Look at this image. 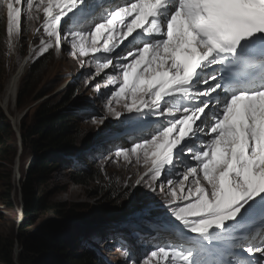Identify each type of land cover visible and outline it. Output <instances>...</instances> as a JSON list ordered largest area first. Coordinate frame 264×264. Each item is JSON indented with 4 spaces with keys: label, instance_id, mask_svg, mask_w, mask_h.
<instances>
[{
    "label": "snow or ice",
    "instance_id": "6c2138e0",
    "mask_svg": "<svg viewBox=\"0 0 264 264\" xmlns=\"http://www.w3.org/2000/svg\"><path fill=\"white\" fill-rule=\"evenodd\" d=\"M0 12L10 51L42 12L37 56L68 51L101 77L93 123L130 114L135 138L114 157L144 169L131 187L163 197L169 236L143 264H264V0H0Z\"/></svg>",
    "mask_w": 264,
    "mask_h": 264
},
{
    "label": "rangeland",
    "instance_id": "374dc122",
    "mask_svg": "<svg viewBox=\"0 0 264 264\" xmlns=\"http://www.w3.org/2000/svg\"><path fill=\"white\" fill-rule=\"evenodd\" d=\"M2 15L6 25V16L3 12ZM35 15L38 18L33 19L32 21L23 22V34L11 51L9 50L7 42L8 37L6 36V70L1 77V107L2 96L6 90L7 83L25 57L20 55L21 48L24 46L26 47V54L29 53V61L25 72L20 78L17 91H19L22 78L25 76L26 71L32 62L40 57L33 51V47L39 45L40 36L43 35L42 24L44 17L42 12ZM35 28H40V35L33 34V29ZM46 38L47 37H45V39ZM68 47L67 44H64V48ZM47 54H52L53 59L50 60L49 67L45 73L43 72L41 76L36 77V81H39L31 86L30 95L26 102L23 103V106L21 108L17 107V93L14 101L15 103L9 110L1 108V110L9 117L13 129L15 130L14 133L19 151L14 164L9 165V167L4 166V170L0 169V211L4 215V218L0 221V233L15 240L16 249L14 253L16 254L18 252L19 255L22 251L20 239L23 237V222L21 214L20 180L18 179V176L20 175L22 179L26 167H28V163L34 157L29 151L24 152L22 150V152H20L17 127L12 119L17 117L20 119L21 115L29 111V114L25 117L26 122H33L34 113L42 102L48 100L56 93H65L64 91H67L70 86V88L76 89L75 97L70 104L75 100L85 98L90 99L94 107L93 112L89 115L83 116L77 124L80 132L79 135L75 137L74 143H79L81 139L87 138H89V142L81 149L83 154L77 152L79 154L77 155L74 164L79 167L81 164L88 162V168L96 169L98 172V178L101 180H91L87 184H79L77 183L78 181L75 180L77 167L67 168L62 164L61 166H57L49 176L48 180L43 183L41 191L51 203H64V205L58 207L72 206L79 209L84 207L83 205H86L84 209H80L77 212L80 214L85 213L87 218L92 217L87 212L88 210L95 209L94 211H100V213H103V216L94 218V220H80L73 216V218L71 217L65 220V225L70 232L78 235L80 238L82 237V241L87 243L86 245L92 246L111 263L125 264L122 253L126 248H129L136 264H143V261L148 255H142L143 252L141 254H136L134 251L135 234L140 228L138 227V224L140 219H142L140 218V215L150 214L143 211L145 201L149 198L155 202L153 204L154 208H163L166 211L163 207V197L159 193L150 192L149 188L143 184L136 188H132L131 185L136 179V173L138 171L143 172L144 169L141 166H137L134 162L128 164L123 161L122 158L117 159L114 157V153L119 148L130 147L135 138L131 137L125 140V137H123L117 141L110 137L111 132L117 129V124L121 122V118L114 120L113 118L116 117L108 116L104 119L102 124H95L92 122V117H104L106 113V100L104 94L108 93L109 89L102 86L100 92H97L94 88V85L97 82H101V77H96L95 80L90 81L89 72L92 71V69L88 66L81 67L79 61L72 58L68 51L57 53L53 49ZM82 59L86 60L87 58ZM40 91H45L49 94L38 99L36 98V94ZM118 110L122 109L118 108ZM110 120L112 121L109 122ZM21 122L22 120L20 119L18 123V131H20ZM107 122L109 123L107 124ZM104 126L105 128H108V130H105ZM117 135L119 136L118 133L113 134V136ZM1 171H4V173L2 174ZM6 175L8 176V180L5 183L4 178ZM10 177L12 180H10ZM114 180L120 181L122 187L126 184V187H129V193L133 191L132 195L139 197L140 199H132L131 202L126 201V203L124 200L115 201V199H110L105 192V188L108 186L109 182ZM10 189L12 190L11 192L9 191ZM8 196H10V198ZM6 199H8L9 202L12 201L13 206L8 207L5 205ZM135 203L139 205L138 208L133 210H129L130 207L124 208L125 206L128 207ZM55 208L56 206L53 207V209ZM55 215L54 210L48 211L41 216L39 223L48 224V222H50L49 224H51L59 221L60 219L56 218ZM137 249L140 250L141 248ZM14 264H20L18 257L15 255ZM128 264H132V262L129 261Z\"/></svg>",
    "mask_w": 264,
    "mask_h": 264
},
{
    "label": "trees",
    "instance_id": "16d2710c",
    "mask_svg": "<svg viewBox=\"0 0 264 264\" xmlns=\"http://www.w3.org/2000/svg\"><path fill=\"white\" fill-rule=\"evenodd\" d=\"M5 20L0 12V91L2 89L1 77L5 73V40H6ZM26 47H22L20 55H26ZM52 54L38 57L32 62L18 91L17 107L21 108L30 95V88L37 83L36 77L49 67ZM67 89V88H66ZM65 93H56L54 96L42 102L34 113V120L26 122L27 111L21 118L20 133L22 135L23 151H29L33 159L28 163L25 173L21 179L22 187V212L24 220L22 223L23 237L20 242L22 251L18 255L20 264H113L92 246L86 245L78 235L70 232L65 225L68 218L77 217L80 220H94L103 216L95 209L87 212L92 216L87 218L85 213L77 212L82 208L72 206L58 207L64 203H51L41 187L57 166L76 168L74 162L87 145L89 138L81 139L79 143H74L75 137L79 135L78 122L80 119L93 112V105L90 99L82 98L71 101L75 97L76 89L68 88ZM45 91L36 94V98H43L48 95ZM37 100V99H36ZM0 105V169L4 166L14 164L19 148L15 138V130L9 117L1 110ZM30 110V109H29ZM77 153L75 156L74 154ZM83 154V152H81ZM10 169V168H9ZM12 170V169H10ZM75 180L79 184H87L91 180L100 181L96 169L88 168V162L76 168ZM3 174L4 171H1ZM8 180L6 175L4 182ZM10 180L12 178L10 177ZM122 187L120 181L109 182L105 192L110 199L115 201H126L131 199L133 192L129 194V187ZM12 191L11 189L9 190ZM127 196V197H126ZM10 198V196H8ZM125 198V199H124ZM136 199H140L136 197ZM5 205L13 206L12 201L5 200ZM56 206L55 209L53 207ZM79 206V205H77ZM54 210L55 217L59 221L49 224H40L39 220L43 214ZM86 212V211H85ZM4 215L0 211V221ZM16 249L15 240L0 233V264H14V251Z\"/></svg>",
    "mask_w": 264,
    "mask_h": 264
},
{
    "label": "clouds",
    "instance_id": "9594fccd",
    "mask_svg": "<svg viewBox=\"0 0 264 264\" xmlns=\"http://www.w3.org/2000/svg\"><path fill=\"white\" fill-rule=\"evenodd\" d=\"M28 58H29V53H27L25 55V57L23 58V60L24 59L27 60ZM27 61H29V60H27ZM129 115L130 114H128V113H124L120 117L121 118V122H119V124H117V129H115V130H113L111 132V135H110L111 138H114L115 140L118 141L120 138H123V137H125V140H127V138L134 137V136L130 135V131L131 130L128 127V116ZM113 119L115 120L117 118H113ZM144 119H147V118L145 117ZM112 120H110L109 122H111ZM109 122H107V124ZM104 128H105V126H104ZM105 130H108V128H105ZM114 133H118L119 136L118 135L117 136H113ZM19 146H20V149H21L22 144H20V141H19ZM22 150H23V148H22ZM76 154L77 153H75L74 156ZM18 179L20 180V187H21V176L20 175L18 176ZM132 198L134 200H137L134 195L131 196V199ZM21 206H22V204H21ZM135 211H133V212H135ZM164 213H165V210L163 208H154L153 207V213H150L148 215H146V214L140 215V218H142V219H140V222L138 224V227H140L143 230L141 231V229H139L136 232V234H135V237H137V239H138L137 240V243L134 244V251H135L136 254H141L143 252L142 255H148L149 256L150 253H151V250H150V248H151L150 247V241L158 240V239H162V240L166 239L167 241L169 240L168 237L164 236V233H166V232L164 230H162V229H159L157 227L156 223H155L158 220L159 216L163 215ZM144 227H145V229H144ZM160 231H162L163 233L161 234L160 237H158L157 236V233L160 232ZM157 242L158 241H156L155 243H157ZM157 245H159V244H157ZM137 248H141V249L138 250ZM154 250H156V249H154Z\"/></svg>",
    "mask_w": 264,
    "mask_h": 264
},
{
    "label": "bare ground",
    "instance_id": "6f19581e",
    "mask_svg": "<svg viewBox=\"0 0 264 264\" xmlns=\"http://www.w3.org/2000/svg\"><path fill=\"white\" fill-rule=\"evenodd\" d=\"M27 60L24 59L19 64V66L17 67V70L11 76V78L9 79V81L7 83L6 90H5V92H4L3 96H2V108H4L5 110H9L15 103L14 101H15V98H16L17 93H18V91H17L18 90V84H19V81H20V78H21L22 74L25 72V69L27 68V64H28ZM12 120H14L15 126L17 127V131H18L19 130L18 129L19 118L17 117V118H14ZM16 175H18V174H16ZM139 229H141V228H139ZM144 229H145V227H144ZM142 230L143 229H141V231ZM164 236L169 238L167 233H164ZM156 244H160V242H157Z\"/></svg>",
    "mask_w": 264,
    "mask_h": 264
},
{
    "label": "water",
    "instance_id": "95a60500",
    "mask_svg": "<svg viewBox=\"0 0 264 264\" xmlns=\"http://www.w3.org/2000/svg\"><path fill=\"white\" fill-rule=\"evenodd\" d=\"M23 115H24V114H23ZM23 115L20 116V119L23 117ZM20 119H19V120H20ZM17 133H18V137H19L20 144H22V136H21V133H20V131H17ZM20 152H22V147H21V149H20ZM20 154H21V153H20ZM20 198H21V202H22V187H20ZM132 199H133V198H132ZM132 199H130V200H128V201L131 202ZM129 207H130L129 210H133V209H135V208H138L139 205H138L137 203H135L134 205L131 204L130 206H128V207L125 206L124 208H129ZM21 214H22V222H23V220H24V216H23L22 208H21ZM15 256L18 257V252L15 254Z\"/></svg>",
    "mask_w": 264,
    "mask_h": 264
}]
</instances>
